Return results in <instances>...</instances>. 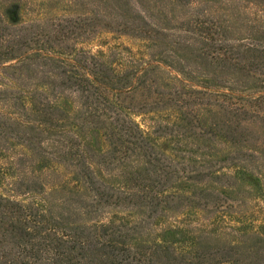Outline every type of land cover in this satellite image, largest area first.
<instances>
[{"label": "trees", "instance_id": "trees-1", "mask_svg": "<svg viewBox=\"0 0 264 264\" xmlns=\"http://www.w3.org/2000/svg\"><path fill=\"white\" fill-rule=\"evenodd\" d=\"M81 1L0 17V264H264V0ZM99 31L149 60L77 46ZM162 110L169 153L135 121Z\"/></svg>", "mask_w": 264, "mask_h": 264}, {"label": "rangeland", "instance_id": "rangeland-1", "mask_svg": "<svg viewBox=\"0 0 264 264\" xmlns=\"http://www.w3.org/2000/svg\"><path fill=\"white\" fill-rule=\"evenodd\" d=\"M88 12L87 5L81 0H0V17L3 21L15 25L47 21L55 18L85 16ZM77 42H79L77 46L90 49L94 53L102 50L107 54L111 50H114L118 53L117 57L121 58L120 60L125 63L128 60H132L137 65L143 66L144 62L149 60L148 41L143 39V37L118 34L117 32L111 31H99L96 32L90 40ZM1 71L2 68H0V74ZM11 71L12 70H9V72ZM12 84L10 78L5 80L0 78V87H11ZM175 115L176 112L172 110L154 111L136 116L135 121L139 123L145 133L150 135L152 142L158 148L169 153L172 150L171 139L168 136L152 134L151 128L158 122L175 121ZM95 143L99 147L106 146L105 140L100 134L95 136ZM10 146L11 151L9 156L11 157L17 153L29 154L27 148L22 144L11 143ZM10 160L11 158H1V166H4L5 162L8 163ZM57 171L62 175L67 174L61 166H57ZM1 191H3V185L0 184V192ZM248 199V210H254V204L260 202V200L256 199L253 194H251ZM113 213L116 214L117 218L125 217L131 220L137 218V214L129 213L126 210H114ZM113 213L111 212L109 214L112 215ZM262 215L263 212H257V217L261 218Z\"/></svg>", "mask_w": 264, "mask_h": 264}]
</instances>
